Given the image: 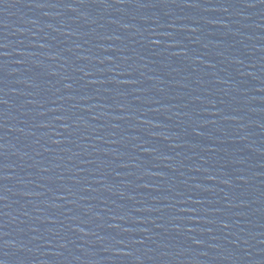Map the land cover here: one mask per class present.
<instances>
[{
    "label": "water",
    "instance_id": "water-1",
    "mask_svg": "<svg viewBox=\"0 0 264 264\" xmlns=\"http://www.w3.org/2000/svg\"><path fill=\"white\" fill-rule=\"evenodd\" d=\"M0 264H264V0H0Z\"/></svg>",
    "mask_w": 264,
    "mask_h": 264
}]
</instances>
